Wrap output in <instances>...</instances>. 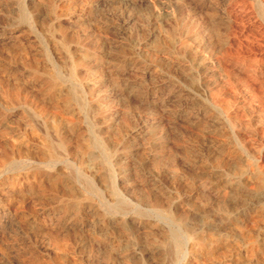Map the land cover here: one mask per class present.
Wrapping results in <instances>:
<instances>
[{"label":"rangeland","instance_id":"374dc122","mask_svg":"<svg viewBox=\"0 0 264 264\" xmlns=\"http://www.w3.org/2000/svg\"><path fill=\"white\" fill-rule=\"evenodd\" d=\"M0 264H264V0H0Z\"/></svg>","mask_w":264,"mask_h":264},{"label":"bare ground","instance_id":"6f19581e","mask_svg":"<svg viewBox=\"0 0 264 264\" xmlns=\"http://www.w3.org/2000/svg\"><path fill=\"white\" fill-rule=\"evenodd\" d=\"M54 81V80H53ZM93 143V142H92ZM100 145V144H99ZM96 146V145H95ZM51 147V146H50ZM52 154V153H51ZM55 156H58V154H56ZM51 159V158H50ZM57 161V160H56ZM6 166V165H5ZM3 170V169H2ZM172 239V238H171ZM184 259H185V257H184ZM181 261V260H180Z\"/></svg>","mask_w":264,"mask_h":264}]
</instances>
